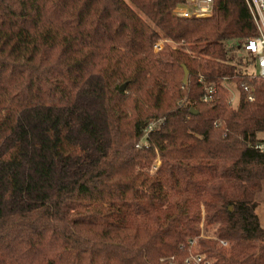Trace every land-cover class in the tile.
I'll use <instances>...</instances> for the list:
<instances>
[{
	"label": "trees",
	"instance_id": "16d2710c",
	"mask_svg": "<svg viewBox=\"0 0 264 264\" xmlns=\"http://www.w3.org/2000/svg\"><path fill=\"white\" fill-rule=\"evenodd\" d=\"M182 2L0 0V264H186L202 219L214 264H264V78L231 44L257 27L245 0Z\"/></svg>",
	"mask_w": 264,
	"mask_h": 264
},
{
	"label": "built area",
	"instance_id": "2783aa9c",
	"mask_svg": "<svg viewBox=\"0 0 264 264\" xmlns=\"http://www.w3.org/2000/svg\"><path fill=\"white\" fill-rule=\"evenodd\" d=\"M216 0H183L182 3L176 6L174 13L180 19L187 20H199L210 17L213 14ZM252 17L257 27V34L247 39L237 42L238 47L246 52L249 59L253 60V64L257 72H253L255 76L264 78V0H245ZM169 44L172 48H183L186 52L191 53L184 41L176 42L171 39H160L154 45V50L160 52L164 47ZM199 81L205 87V94L203 101H211L217 91V87L214 84H209L205 78L199 74ZM223 86L228 90V104L236 108L241 100L242 93L245 94V98L248 102H254L256 95L254 88L251 84L243 82L241 85L231 77H225L222 81ZM154 127V124L150 126V129ZM255 148L261 152H264V141L258 142ZM200 234L195 238H188L186 244L189 248V255L187 256L186 264H214V260L209 258L205 253L198 251L200 238H216V228L211 225H207L205 219H202L197 224ZM220 243L224 246H228V242L220 240ZM184 245V246H185Z\"/></svg>",
	"mask_w": 264,
	"mask_h": 264
},
{
	"label": "rangeland",
	"instance_id": "374dc122",
	"mask_svg": "<svg viewBox=\"0 0 264 264\" xmlns=\"http://www.w3.org/2000/svg\"><path fill=\"white\" fill-rule=\"evenodd\" d=\"M208 18V17H207ZM204 19V18H203ZM200 32V31H199ZM240 40H244V39H240ZM240 40H237V42H239ZM237 42L235 41V42H233V43H231V44H237ZM230 44V45H231ZM167 45H169V44H167ZM171 48H172V46L171 45H169ZM184 48H187V47H184ZM250 70L252 71V72H257V70H256V68L254 67V66H250ZM159 164H160V162L158 161L157 163H156V166H154V167H158L159 166ZM154 167L152 168L153 170L152 171H154L155 169H154ZM258 202H259V206H258V208H257V213H258V215L260 216V218H261V221H262V224H263V226H264V189H263V191L258 195Z\"/></svg>",
	"mask_w": 264,
	"mask_h": 264
},
{
	"label": "water",
	"instance_id": "95a60500",
	"mask_svg": "<svg viewBox=\"0 0 264 264\" xmlns=\"http://www.w3.org/2000/svg\"><path fill=\"white\" fill-rule=\"evenodd\" d=\"M187 78H188V70L185 68L184 83L187 82ZM126 85H127V84H124V85L121 87V89H122V90H125ZM191 111H192V113L197 114V112L194 111V107L191 108Z\"/></svg>",
	"mask_w": 264,
	"mask_h": 264
}]
</instances>
